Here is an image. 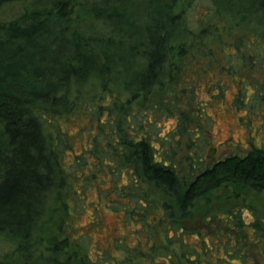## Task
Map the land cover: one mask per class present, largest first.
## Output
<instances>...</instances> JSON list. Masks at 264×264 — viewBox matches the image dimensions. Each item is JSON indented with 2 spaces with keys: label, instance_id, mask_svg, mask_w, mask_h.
Wrapping results in <instances>:
<instances>
[{
  "label": "trees",
  "instance_id": "16d2710c",
  "mask_svg": "<svg viewBox=\"0 0 264 264\" xmlns=\"http://www.w3.org/2000/svg\"><path fill=\"white\" fill-rule=\"evenodd\" d=\"M4 6L0 264H264V211L251 197H264V0ZM223 74L235 87L230 106L239 97L245 115L225 109L247 140L231 139L220 154L206 108L222 101ZM205 75L207 106L196 100ZM174 78L179 98L162 99ZM75 119L88 128L77 151L61 124ZM86 209V230L74 237ZM100 209L117 218V235L91 257L87 232L98 230Z\"/></svg>",
  "mask_w": 264,
  "mask_h": 264
},
{
  "label": "rangeland",
  "instance_id": "374dc122",
  "mask_svg": "<svg viewBox=\"0 0 264 264\" xmlns=\"http://www.w3.org/2000/svg\"><path fill=\"white\" fill-rule=\"evenodd\" d=\"M25 1H21L18 6L17 9H20L23 5H24ZM10 8H6V6H4L1 10H0V19L2 20H6V19H10V13H9ZM240 33H242V31H235V35H239ZM242 35V34H241ZM220 62H224L223 60H219ZM214 68L212 69V71L214 73H217V75L219 74V68L215 65ZM199 66H194L192 67L187 73L189 74L187 76V79L190 83H193L194 85L197 84V78L195 75L191 74L194 71H198ZM244 72V74L248 75L250 72L252 74L249 75V77L247 78L250 82H255L256 84L261 83L262 79L257 76V73H255L254 71H247ZM182 79V76H181ZM181 79H176L174 78V80L172 82L169 83V85L167 87H165L162 91H160L159 96L162 99L165 100H170V99H174L177 96V91L180 88V86H184V84H181ZM185 79V77H184ZM211 82V79L209 78L208 75H205L202 79L198 80V85L199 88L197 90V96H196V100L200 103L203 104V106H207L208 102L210 101L209 97L206 95L205 92V87L208 85V81ZM241 79H239L240 81ZM220 81L224 83V91H223V95H222V101H215V103H213L211 106H208L206 108V112L208 115H210L213 119L212 122V128H211V138H212V145L214 147H216L218 149V153L220 152V154H224V147H228L226 146L227 142L230 141L231 139L236 141H240L243 144L246 143L247 140V133L245 131L244 128H242L240 125H238L237 123V117L236 114L232 111V110H226L230 109L229 107H232L233 109L236 108V110L243 111L244 109V103L243 101L238 97L236 98V103H232L230 106V103L232 101L233 98V93L235 92V87L234 84L230 81L229 76L223 74L220 78ZM242 81V80H241ZM216 89V84H214V82L212 83V85L208 88V95L210 96V98L213 100L215 99V97L217 96V91ZM124 98V97H122ZM179 98V97H178ZM176 98V99H178ZM183 100H185V97L183 98ZM238 101V102H237ZM242 115H245V113H242ZM72 118V116L70 117ZM251 119L246 117L243 121L245 123H243L244 125H246V127L250 130V127L248 126L249 121ZM65 120L62 121V128L64 131H66L67 133H69L70 135H72L73 140H74V149L77 151L80 149V147L82 146V144H84L87 140V132H88V128L86 127V122L84 121H80L78 119H75L74 121L70 122V123H66L64 122ZM259 119H254L253 120V124L254 126H257L259 123ZM171 123V122H170ZM169 122L166 123L164 122L165 126H166V130H168L170 127H172V124H170ZM260 133H264V127H259L258 129V134ZM260 142H264V135L261 134L260 135ZM218 144H222L220 146H218ZM94 194V192L92 191V195ZM252 199L257 203V207L258 211L260 212L259 215H262V211H264V197L263 196H251ZM98 200L94 201V203H98ZM86 213H82L80 215H76L73 222H72V228L73 231L71 233L72 236L76 237L79 236L80 234H82V232L84 231V229L86 230V224L89 220V217L91 216V211L86 209ZM99 214H100V218H101V222H100V226L98 228V230L96 232L93 231H88L87 233L90 234V238H89V243L91 245L92 248L89 249L88 254L91 257H95V251L96 249H94V246L100 247L102 249H105L107 247H109L110 241L112 240V238H114L117 234H116V230L118 228V222H117V218L115 217L114 214L104 211L103 209L99 210ZM51 232L53 231L54 227L51 226ZM64 235H60L59 238H63ZM71 249H68V251H70ZM110 250V249H109ZM112 251V250H111ZM113 252V251H112ZM114 253V252H113ZM116 254V253H114ZM235 264V263H234Z\"/></svg>",
  "mask_w": 264,
  "mask_h": 264
}]
</instances>
